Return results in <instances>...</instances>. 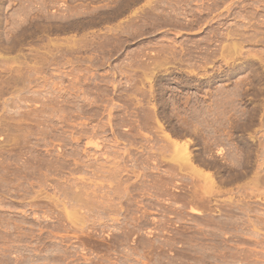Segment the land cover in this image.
I'll use <instances>...</instances> for the list:
<instances>
[{"label": "rangeland", "instance_id": "374dc122", "mask_svg": "<svg viewBox=\"0 0 264 264\" xmlns=\"http://www.w3.org/2000/svg\"><path fill=\"white\" fill-rule=\"evenodd\" d=\"M0 264H264V0H0Z\"/></svg>", "mask_w": 264, "mask_h": 264}]
</instances>
